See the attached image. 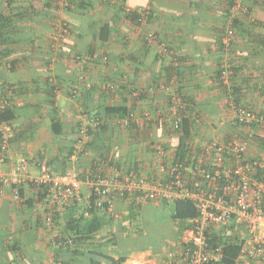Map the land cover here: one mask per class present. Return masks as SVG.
<instances>
[{"label":"crops","instance_id":"1","mask_svg":"<svg viewBox=\"0 0 264 264\" xmlns=\"http://www.w3.org/2000/svg\"><path fill=\"white\" fill-rule=\"evenodd\" d=\"M64 1L0 0V101L14 114L0 171L9 173L24 156L27 173L37 172L35 161L56 172L73 167L82 180L112 169L159 177L153 145L161 142L170 154L180 134L159 118L171 95L187 108L186 146L234 131L233 102L264 111V0ZM237 2L227 47L221 37ZM77 55L88 63L81 67ZM224 58L231 66L225 84L219 76ZM128 113L127 127L114 122ZM194 116L202 123L195 125ZM88 117L105 121V131L92 138L84 133L81 150L70 157ZM51 119L59 132H52ZM87 192L83 183L82 200L55 211L47 226L45 196L23 183V200H16L12 186L0 184V264H93L96 253L112 255L115 264L165 262L169 251L162 240L180 233L178 222L162 214L159 199L142 204L139 222L127 233L118 221L107 222L81 252L58 249L53 240L69 234L66 221L78 218ZM114 207L129 211L121 201ZM185 242L170 251L179 256Z\"/></svg>","mask_w":264,"mask_h":264},{"label":"built area","instance_id":"2","mask_svg":"<svg viewBox=\"0 0 264 264\" xmlns=\"http://www.w3.org/2000/svg\"><path fill=\"white\" fill-rule=\"evenodd\" d=\"M240 6L237 2L230 11L229 27L221 37L224 46L228 47L234 36L232 23ZM167 50L163 48V52L168 53ZM76 58L81 67L89 61L85 55ZM173 64L176 66L178 62L174 59ZM230 74V63L224 58L219 64V76L224 84L228 83ZM4 105L1 100L0 108ZM186 110L185 104L173 94L167 112L159 115L160 121L179 133ZM230 110L234 131L226 137H213L198 147L187 145L180 155L175 148L168 154L161 142L154 143L159 177H145L133 169H112L107 174L96 172L82 180L73 167L56 172L47 162L35 161L37 172L27 173V159L19 156L9 173L0 171V184L8 182L16 200L21 199L19 189L23 183L40 188L45 194L47 207L43 223L51 226L55 211L82 200L81 186L84 183L88 192L83 200L88 207L89 199H92L93 207L106 213L111 218L110 223L118 221L124 233L129 232L133 221L128 212L116 210V201L130 208L153 199L167 202L188 200L196 210V215L188 219L189 239L179 256L173 251L167 252L163 264H221L224 244L222 241L210 244L212 234L240 246L233 264H264V111L234 102ZM132 117V113H128L114 122L127 127ZM89 119L92 127L100 122L97 117ZM193 123H202L200 117L194 116ZM85 128H81L82 135L72 144L70 157L74 158L81 150L86 138ZM12 137L11 125L1 123L0 167L7 158ZM84 215L88 212L84 211ZM53 244L67 251L75 247L72 234L59 235Z\"/></svg>","mask_w":264,"mask_h":264},{"label":"trees","instance_id":"3","mask_svg":"<svg viewBox=\"0 0 264 264\" xmlns=\"http://www.w3.org/2000/svg\"><path fill=\"white\" fill-rule=\"evenodd\" d=\"M64 4H68V0H65ZM13 117H14L13 111L9 107L4 105L0 108V124L1 123L10 124L9 121ZM97 118L100 122L97 124V126H94V127H92L89 124V120H90L89 117L87 118L88 123L86 124L85 134L89 138H92L94 135L100 137L101 133L105 131V126H104L105 121H102L99 117ZM183 119L184 120L181 124L178 144L176 147V153L179 155L182 152H184V150L187 147L185 143V139L187 137L188 129L190 128L189 120L186 119V117H184ZM59 128L60 126H59L58 121L56 119H51L52 132L53 133L59 132ZM90 144L92 145L93 142H90ZM71 148H73L72 145H71ZM69 154H71L70 150L68 151V155ZM98 155L100 154L98 153ZM27 184H30L36 190V193L38 195L45 196L44 192L40 188L33 186L34 184H31V183H27ZM19 195L21 198L20 200H23L22 193H21V187L19 189ZM76 202L77 201H75V203ZM89 202H90L89 207H88V204L85 203V208L83 209V211H81V213H79L78 218L68 217L66 221V223L68 224V227L70 228L69 234L73 235V241L75 245L74 249L70 250V252H74V253L81 252L82 249L80 248H85V245L87 243L92 244V242H96L95 240L98 238L96 236L98 231L101 229L103 225L107 224V222L108 223L111 222V218L106 213H102L100 210L93 207L92 199H89ZM161 205L164 208L163 212L167 210V213L169 214L168 216L178 222L179 233H181L184 228L186 229L190 227V223L188 219L196 215V210L190 201L178 199L172 202H167L165 200H161ZM141 207H142V204L129 208L128 217H130V219L133 221V226L136 225L137 222H139L141 218V212H140ZM84 211H87L88 215H84ZM69 234L68 233L60 234V237H64ZM212 235L213 237L209 239L210 244H213L217 241H222L224 244L223 249H222L223 257L220 260V263L221 264H233L237 254L239 253L240 246L237 243H234L228 240H221L220 238L215 237L216 234H212ZM94 248L98 249L99 246H94ZM97 254L99 255V257H101L103 260H105L109 264L117 263V259H115L110 254L101 255L100 253H96L97 258H99ZM95 257L94 256L92 257L93 264L94 263L99 264V260L96 259Z\"/></svg>","mask_w":264,"mask_h":264},{"label":"rangeland","instance_id":"4","mask_svg":"<svg viewBox=\"0 0 264 264\" xmlns=\"http://www.w3.org/2000/svg\"><path fill=\"white\" fill-rule=\"evenodd\" d=\"M164 209V208H163ZM159 215H161V212H159L158 213ZM162 214H164V215H166V216H168L169 214L167 213V210L166 211H162ZM168 218H169V216H168ZM172 228H173V230H175V226L174 225H172ZM173 230H171V231H173ZM186 230H187V228L185 229H183V231L180 233V234H178V232H177V230L176 231H174V233H175V237L174 238H168V239H163L162 240V242H163V251H165V252H167V251H170V249L173 247V246H175V245H177V243L179 244V243H182L183 241H186L185 242V244L187 243V241H188V237H187V233H186ZM179 239V240H178ZM181 245V244H180Z\"/></svg>","mask_w":264,"mask_h":264}]
</instances>
